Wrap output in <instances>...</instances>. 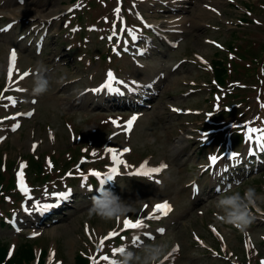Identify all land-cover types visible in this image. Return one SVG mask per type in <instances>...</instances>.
Instances as JSON below:
<instances>
[{
    "label": "rangeland",
    "instance_id": "rangeland-1",
    "mask_svg": "<svg viewBox=\"0 0 264 264\" xmlns=\"http://www.w3.org/2000/svg\"><path fill=\"white\" fill-rule=\"evenodd\" d=\"M6 2L13 10L32 6L52 13L51 19L43 22L37 17L9 15ZM116 7L122 22L133 27L135 41L120 34L119 40L108 39L113 24L116 31L124 25L114 12ZM0 8V29L12 25L8 31H0V93L17 101L12 106L7 99L0 100V240L12 254L28 244L37 256L42 250L46 252L45 264H83L80 255L103 264L100 257L106 254L111 260L119 258L114 249L124 247L142 254L144 245L155 242L167 245L163 264H256L257 260L261 264L264 199L258 201L262 211L253 209L256 219L242 233L217 219L214 202L229 186L214 191L211 181L227 167L229 156H221L234 152L229 144L232 138V147L240 154L236 163H241V157H248L244 161L250 158L247 151L255 145L245 139L236 141L237 135L245 136L243 126L252 122L250 126L264 128V0H0ZM150 19L165 29L164 38L143 36L152 34L145 22ZM41 42L45 46L40 52ZM135 46L140 47L136 50L140 58L130 57ZM10 47L18 53L15 81L8 79L6 54ZM135 58L142 67L135 65ZM219 59L226 70L223 89L213 76ZM38 64L47 68L51 84L50 91L42 96L32 94ZM108 71L125 81L123 89L162 72L163 80L154 88L155 95L144 100L147 104L127 138L123 125L136 113L129 108L109 107L101 93L95 92L104 85ZM25 72L30 74L22 79L20 88L18 80ZM86 90L89 93L82 94ZM34 98L37 103L31 104ZM235 106L239 108L227 110ZM177 107L183 111H173ZM33 108V116L5 119ZM196 110L200 113H194ZM15 123L21 125L12 131ZM225 126L229 131L223 129ZM186 134L190 138L181 141L182 150L173 153V146ZM34 142L39 143L36 149L32 148ZM124 145L130 149L123 157L130 167L121 166L127 174L113 177L110 190L131 210L119 222L117 218L105 221L90 216L95 195H86V185L95 181L97 190L101 184L100 178L89 173H107L112 161L106 149ZM214 155L220 157L219 167L207 168L209 157ZM250 161L252 166L240 170L230 186L241 194L253 187L264 197V151L251 156ZM145 162L152 167L166 164L167 168L151 178L128 175L129 170ZM21 164L25 165L24 179L30 192L37 198L42 196L41 204L59 206L56 214L48 212L51 207L43 217L33 219V212H37L34 204H28L23 193L15 194V188L8 190L15 174L18 179ZM192 181L200 185L197 197L189 186ZM69 190L75 194L71 201L56 203L59 200L54 194ZM3 191L9 202L2 200ZM161 201L171 202L174 212L145 219L148 209L144 203ZM25 206L30 211H25ZM127 217L143 219L147 225L139 231L141 246L132 244L137 230H122V218ZM2 219L10 220L9 226ZM149 228L156 237L146 239L143 233ZM110 232L119 235L100 249L101 238ZM207 242L217 254L207 248Z\"/></svg>",
    "mask_w": 264,
    "mask_h": 264
},
{
    "label": "snow or ice",
    "instance_id": "snow-or-ice-1",
    "mask_svg": "<svg viewBox=\"0 0 264 264\" xmlns=\"http://www.w3.org/2000/svg\"><path fill=\"white\" fill-rule=\"evenodd\" d=\"M22 2H23V0H21V3ZM114 12L116 13L117 18L120 19V8L116 7L114 9ZM11 27H12V25L9 24L4 29H0V31H8ZM125 31H127L128 35L131 36L133 41H135L137 39L133 29H125L122 26L120 28V33H124ZM113 37H117V39L119 40V36L117 34L115 24H113L112 35L109 36L108 39L111 40ZM127 43H128V41L125 40L124 44L126 45ZM113 50L115 51L116 49L114 48ZM125 50H127V49H125ZM16 60H17V53H16V50L13 49L11 51L10 57H9V67H8V79H9V81H12V74H13V71L15 69ZM29 74L30 73H28V72L23 73L20 76V79H24ZM124 84H125L124 81L118 80L111 71H108L106 74V81L103 85V89L107 90L110 93H120V88L116 87L114 85H124ZM16 90L17 91H23V89H19V88ZM99 90L100 89H97L96 91H99ZM5 91H8V89H5ZM3 99H7L12 106H15V104L17 103L15 98H13L11 96L5 97L3 93H0V100H3ZM4 107L7 108L8 105L5 104ZM261 107H264V104H262ZM173 111H176V109H173ZM17 115L19 116L21 114H17ZM26 115L31 116L32 113L28 112V113H26ZM5 119L15 120L16 117H5ZM136 120H137V116L133 115L126 122V124L123 125L124 130L126 132H130L132 130L133 124L135 123ZM112 123L116 127H121V125L117 121H112ZM251 123L252 122L245 124L243 126V131H244L246 142L255 145L254 148L249 149V154L254 155L256 152L264 151V128L252 127V126H250ZM19 127H20L19 123L13 124L12 131H16ZM204 139L207 140V134L206 133L204 134ZM33 148H35V145L33 146ZM106 151L110 154L111 161H112V167H110L108 172L105 174H101L98 171H92L89 173V175L100 178L99 184H101V185L104 183L105 178L108 180H111V179H113L114 176L119 175L121 166H123L126 169L130 167L126 163V161L122 158L125 153L130 151V149L123 148L122 150H118V149L110 147V148H107ZM92 155H96V153L93 152ZM238 156H239L238 153L233 152L229 155V159H235ZM219 158L220 157H217L215 155L210 156L209 157L210 165L215 166L217 164ZM24 167H25V165L21 164V170L17 173L18 188H19L20 192L23 193V195L25 196V198L27 200H32V197L30 195L31 190L26 185L25 179H24V172H23ZM166 167H167L166 164H161L159 167H149L147 162H145V163L141 164L139 168L135 169L134 171L129 172L128 175H138V176H145V177L151 178L155 174L162 172ZM83 179H84V181H87V176H84ZM156 182L159 183V181H156ZM54 195L56 196V198L58 200H65L71 195V191L69 190L66 192L55 193ZM51 207H54V205L41 204L38 201L34 203V208L40 212L47 211ZM25 211H30V209L27 206H25ZM171 211H172V208L167 202L157 204L152 208L151 213L149 215H147L145 217V219H159L162 216H167ZM117 220L119 222L120 217H118ZM146 227H147V225L145 224L143 219L138 218L135 221H132L131 219H128V218L123 219V228H122L123 231L137 230L136 234L134 235L133 240H132L133 245H136V246L142 245L143 242L140 239L141 233L139 232V230L144 229ZM159 231L163 232V229H160ZM143 234L147 235V236H149V238H151L150 234H148V233H143ZM117 235H119V233L110 232L107 237L101 238L98 247L100 249H102L104 246L105 240H110ZM217 235H219V234L217 233ZM121 238H123V237H121ZM113 251L118 252V253H122L125 251V248L120 247V248L114 249ZM173 251H178V248L174 249ZM90 259L92 261V264H98V261L95 258H90ZM100 259L106 261L107 264H116V261L111 260L108 256H101ZM166 259H167V257H166ZM261 264H264V261H262Z\"/></svg>",
    "mask_w": 264,
    "mask_h": 264
},
{
    "label": "clouds",
    "instance_id": "clouds-1",
    "mask_svg": "<svg viewBox=\"0 0 264 264\" xmlns=\"http://www.w3.org/2000/svg\"><path fill=\"white\" fill-rule=\"evenodd\" d=\"M47 71V68L42 64H38L35 68L32 87L34 96H42L50 91L51 84L46 75ZM262 199L264 197L259 196L253 187L244 189L243 194H241L240 191H234L229 186L214 202L217 219L223 224L232 225L243 233L256 219L253 209L255 212L261 211L258 207V201ZM130 210V206L118 195L110 189H104L92 198L89 215H96L105 221H109L125 216ZM141 253L137 254L125 250L115 260L116 264H163L161 258L167 257V245L149 243L143 246Z\"/></svg>",
    "mask_w": 264,
    "mask_h": 264
},
{
    "label": "bare ground",
    "instance_id": "bare-ground-1",
    "mask_svg": "<svg viewBox=\"0 0 264 264\" xmlns=\"http://www.w3.org/2000/svg\"><path fill=\"white\" fill-rule=\"evenodd\" d=\"M6 3H7V6L4 7L5 8V12H7L9 15H12V16H18V17L23 16V17H33V18L37 17V18L40 19V21H45V22L50 21L51 16H52V13H50V14L49 13H44L43 11H39L36 8L32 7V6H25L24 8L19 9V10H13L12 9L13 5L9 4L8 2H6ZM0 9L2 10L3 8H0ZM152 21H154V20H152ZM151 24H153V23H151ZM158 24H160V23H156L155 26H157ZM176 27H181V26H176ZM12 50H13L12 48L7 49V54H6L7 61H9L10 53H11ZM8 67H9V64L7 62V70H8ZM16 67H17V65H15V69L13 71V74L15 73ZM13 74H12V79H13ZM67 104H69V102ZM189 136H190V134H186V135H182L180 137V141L175 146H173L174 147L173 153H178L180 151V149L182 150V148H183L182 146L184 144H182L183 142H181V141L182 140H187V138L189 139ZM125 137L127 138V136H125ZM129 171H131V170H129ZM39 201H41V200H39ZM155 205L156 204L153 203V202L146 204V208L148 209L147 213L151 212L152 208ZM56 209L59 210V206H57ZM261 211H262V209H261ZM262 214L263 213H261V215Z\"/></svg>",
    "mask_w": 264,
    "mask_h": 264
},
{
    "label": "trees",
    "instance_id": "trees-1",
    "mask_svg": "<svg viewBox=\"0 0 264 264\" xmlns=\"http://www.w3.org/2000/svg\"><path fill=\"white\" fill-rule=\"evenodd\" d=\"M216 77L219 80V82H224V77L226 74V70L223 68V64L221 61L216 62ZM7 252V246L0 243V264L4 261L5 256ZM80 259V262L82 260L83 264H87V261L80 256H78ZM34 258V252L32 250V247L28 244L23 245L19 251L15 254L13 259L9 261L6 264H28L30 263ZM43 264V260L42 263Z\"/></svg>",
    "mask_w": 264,
    "mask_h": 264
}]
</instances>
